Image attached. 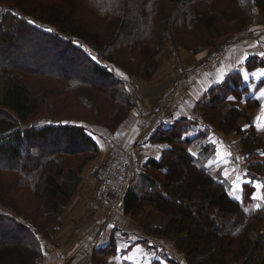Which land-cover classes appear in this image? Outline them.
<instances>
[{
    "label": "trees",
    "instance_id": "16d2710c",
    "mask_svg": "<svg viewBox=\"0 0 264 264\" xmlns=\"http://www.w3.org/2000/svg\"><path fill=\"white\" fill-rule=\"evenodd\" d=\"M54 1L0 0V37L13 30L22 41L38 35L66 46L72 56L88 64L92 77L87 80L72 74L49 73L42 59L50 51L47 47L37 45L26 55L14 54L12 43L0 38V174L4 177L0 181V206L15 213L9 217L0 208V264L42 262L47 244L63 223L62 210L81 184L86 165L100 152L86 124L113 135L136 104L135 78H152L158 67L157 56L166 44L173 52L181 47L193 53L216 47L217 39L225 35L216 23L222 24L225 5L232 6L237 15L230 25L234 30L228 31V40L251 26L255 11L264 22V0H89L91 10L87 14L101 25L94 30L81 22L74 23L78 18ZM195 26L201 31L209 28L208 43L188 48L175 42L177 28L189 33ZM182 35L185 38V33ZM256 61L250 58L248 68L259 66ZM47 77L56 80V86L68 87L60 92L69 91L81 99L92 94L112 100L106 113L98 114L94 109L95 117L107 116L109 125L90 123L85 118L60 120L54 125L42 122L53 115L42 120L34 117L41 107L48 109L49 105L46 95L42 103L35 102L28 86L44 79L41 84L45 92H50L51 100L55 90L49 87L52 84ZM228 86L229 82L212 89L199 105L207 115L214 113V117L210 116L211 126L237 132L241 137L243 157L248 162V182L243 186L241 200L229 195L227 183L216 180L195 163L188 151L189 140L182 139L194 124L187 119L155 136L168 141L171 148L163 151L158 161H147L141 173L135 175L140 184L134 179L124 195V213L137 212L149 204L165 213L170 224L173 221V234L177 235L173 247L178 256L172 260L174 264H264V253L257 255L264 243V201H260L259 209H250L255 190L264 195V189L258 187L264 184V156L261 162L257 159L259 152H264V132L257 136L242 131L237 125L241 111L232 109L222 114L221 105L231 93ZM15 192L27 193L34 207L8 201ZM177 194L187 197L188 202L176 203ZM189 227L196 231L194 236ZM168 229L170 226L161 232ZM197 237L202 238L200 246L196 244ZM111 249L103 245L95 253L104 256ZM98 254H94L93 261Z\"/></svg>",
    "mask_w": 264,
    "mask_h": 264
},
{
    "label": "crops",
    "instance_id": "0c3cea01",
    "mask_svg": "<svg viewBox=\"0 0 264 264\" xmlns=\"http://www.w3.org/2000/svg\"><path fill=\"white\" fill-rule=\"evenodd\" d=\"M221 46H225V50L219 66L188 79L182 90L174 86L186 69L197 65L208 53ZM261 52H264V22L260 19L234 38L228 40L222 37L216 47L199 53L182 47L173 52L166 44L157 56L158 67L152 78L147 81L135 78L136 104L129 117L113 135L101 133L102 137L122 143L128 152L132 172L137 169V176L147 161H158L163 151L171 148L168 141L157 139V134L172 128L182 119L193 121L182 139L189 140L188 151L195 153L192 154L195 163L205 170L207 164L206 171L216 180L227 183L231 189L234 190L235 186V190L243 189L248 182V162L243 157L240 135L211 126L214 113L210 117L199 104L212 89L229 82L231 93L221 105L222 114L232 109L241 111L242 115L237 119L239 128L262 136L264 131L257 126L264 123V98L260 97V91L264 90V57ZM250 58H255L259 66L249 69L247 62ZM221 69L226 76L223 82L217 83ZM245 73L247 80L244 79ZM258 117H261L260 121ZM98 144V160H106L109 143L103 139ZM229 152L231 155H227ZM261 153L257 155L260 162L263 160ZM97 161L88 166L81 184L65 205L63 225L53 241L48 243V250L40 264H174L172 260L176 257V249L173 247L174 238L169 236L172 232H161L169 224L165 213L149 204L137 212L124 213V196L116 202L114 211L94 201L99 187L96 177L99 178V175L97 173L94 177L91 167H95ZM97 168L99 172V166L95 170ZM112 212L117 213L112 216ZM103 245L112 246L111 251L108 254L104 252V256L95 253ZM94 254H98L96 261H93Z\"/></svg>",
    "mask_w": 264,
    "mask_h": 264
},
{
    "label": "rangeland",
    "instance_id": "374dc122",
    "mask_svg": "<svg viewBox=\"0 0 264 264\" xmlns=\"http://www.w3.org/2000/svg\"><path fill=\"white\" fill-rule=\"evenodd\" d=\"M88 1L89 0H66V1L65 0H55L53 3L60 6V7H63V9H65L63 11L70 12L75 17H77L78 20L76 22L74 21V23L77 24V23L81 22L82 24L88 25L89 28L91 27L92 29L96 30V29H99V27L101 25H100V22L97 21V19L91 18L87 14L88 9L91 10V8H90L91 4ZM73 6H74V9H73ZM222 8H223V10H222L221 15H223V16H222V19L220 20L222 22V24L219 23V21H217L216 23L219 24L218 25V26H220L219 29H222L221 31H223L225 33V35H223L222 37H225V36L227 37V36H229V33H230L228 31L234 30V28H232V26H230V25H233L235 23L234 18L237 15L234 13L235 9L232 6L225 5ZM104 12H105V15H108L107 10H105ZM253 16L254 17H253L252 23L257 19L263 20V18L260 15H258V13L256 11L254 12ZM208 29L206 27L203 31H201L195 26V28L193 30L190 29L189 33H186V32H184L183 28L182 29L177 28L176 29V35L178 37V40H176L175 42L178 44H181L184 47H188V48L195 47L196 45L197 46L198 45H204L210 41V37H208L210 34V31H208ZM173 33H175V32H173ZM184 33L186 35V36L184 35L185 38L182 35ZM3 34L4 35L1 34V37H0L1 41L4 43H6V41H10L12 43V46H13V50L11 52L14 54L18 53V54H25L26 55V54L30 53V50L32 49V47L37 46V45H43V46L47 47V50H50V51L47 52V54L44 55L42 57V59H43V62L46 64L47 69H49V71H48L49 73H53V71H54V73L59 72V73H62V74L68 75V76L70 74H72L73 76L78 77V78L91 80L92 77L89 76L90 70L88 69V66H87L88 64L87 63L84 64L82 60H80L79 58H77L75 56H72L71 51H69V49L66 46H65V48H63L61 45H56V44L51 43V41H45L42 37H40L38 35H36V36L30 35V36H28V38L25 41H22L21 39L18 38V35H16L13 32V30H7ZM219 39H217V40H219ZM32 55L37 56L36 54H32ZM197 64H199V63H197ZM102 65L105 66L104 63H102ZM30 66L37 68V66L35 64H31ZM185 71H187V69ZM43 80L41 79V83ZM46 80H47V82H50L52 84V86H49V87L53 88L55 90L54 94L52 95L51 100H49L50 92H45L46 88H45V86H42V84L40 82L32 81V83H30V85L28 86L30 89L31 97L35 102H37L39 104L42 103V98L46 95L47 96L46 102L49 105L48 109H46L45 107H41L39 109V111L37 112L36 116H34V117L41 118V120H42V119H47L46 117H51L53 115V117H55V118L52 117V118H49L47 121H42V122H45L47 124H54V125H56L60 120H76V119H80V118H85L86 120L90 121V123H92L94 121V122H99L101 124L109 125V121L107 120V116L102 117L101 115H99L98 117H95L94 109L95 108L97 109L98 114H104L107 112V110L109 108L108 102L110 103V102H112V100H105L104 98H95L92 94H85V98L81 99V98L77 97L76 95L71 94L69 91L66 93L60 92V89L64 90L68 87L67 86H61V85L56 86L57 85L56 80L50 79L48 77ZM33 84H37L38 86H33ZM99 84H100V82H99ZM42 92H43V95L40 96L42 94ZM56 93H59V95H56ZM53 98L55 100H53ZM60 101H62L61 104L59 103ZM86 128H87L88 134L93 135V137L96 141L101 142L104 139L109 143V147L107 149V151L109 152L111 149V146L114 143L111 141L112 138L108 139L107 136L102 137L101 133H105V132L102 131L101 128L94 127V125L86 124ZM98 158H99V156H97L95 159L91 160L86 165V167L84 169V173L89 168L88 166L89 165L93 166L92 165L93 162H96L98 160ZM205 158H207V156ZM106 160H103V161L98 160L97 161L96 166H99V165L101 166L99 171L104 166L103 164H105ZM96 166L91 167V172L93 173L94 177L97 176V173L99 175L98 168L95 170ZM204 167L206 168V170H208L207 164ZM209 171H210V169H209ZM136 173H137V169H136V172L134 171V173L132 175L129 186L132 183V181L134 179H136L135 178ZM6 176H9V175H6ZM1 177H0V181H4L3 175H1ZM153 177L156 179V181H158L160 184H162L163 181L160 180V177H158L156 175H154ZM96 181H98L100 184V177L99 178L96 177ZM98 188H97V192H96V196H95L94 201H99L98 200ZM235 188H236V186L234 187V190L231 188L230 189L227 188L229 195L236 200H241L242 189L235 190ZM259 191H260L259 189H256L255 192L253 193V196L254 195L260 196ZM10 196H11V198H9L8 201L9 200L15 201L18 205H24V206L27 205L31 209L35 205L34 204L35 202L31 199V197L27 193L23 194L20 192H15ZM175 198H176V200H175L176 203H178L179 200L181 202H184V203L188 202V198L184 197L182 194H177ZM119 200L120 199L116 200L115 202H118ZM257 203H260V201L253 200L250 209L256 208ZM115 204L116 203H113L110 207L108 206V209L112 210L113 207L115 206ZM101 205H102V203H101ZM96 206L98 207L99 205L96 204ZM0 208L5 214L9 215V217H12V215L13 216L15 215L14 211H12L10 209H7V208L1 207V206H0ZM64 210H65V207L62 210L63 211L62 212L63 222H64V217H63ZM112 211H114V210H112ZM136 211H139V209H137ZM96 212H99V211H97V209H96ZM112 213H113L112 216H114L117 212L116 213L112 212ZM167 218L169 219L168 216H167ZM169 222H170V220H169ZM4 224L6 225V222ZM7 224H9V223H7ZM62 225H63V223H62ZM168 226H170V229H168V232L169 233L172 232L169 236L177 239V235L173 234V227H174L173 221ZM189 230H190V233L192 234V236H194V233L196 231L190 227H189ZM185 234H186V232H184V235ZM203 237L206 238L205 235ZM197 240L198 241L196 242V244L200 246L201 245L200 240H202V238L197 237ZM193 246H195V244ZM47 250H48V244H47ZM263 250H264V243L260 245L259 251L257 252V255L263 254L264 253Z\"/></svg>",
    "mask_w": 264,
    "mask_h": 264
},
{
    "label": "built area",
    "instance_id": "2783aa9c",
    "mask_svg": "<svg viewBox=\"0 0 264 264\" xmlns=\"http://www.w3.org/2000/svg\"><path fill=\"white\" fill-rule=\"evenodd\" d=\"M224 47L221 46L217 50L210 52L202 62L184 71L174 86L182 90L188 79L219 66L224 55ZM132 175L133 172L128 153L122 147L121 142L113 143L108 158L99 174L98 200L100 204L102 203L110 207L113 203H116V200L122 199L128 190Z\"/></svg>",
    "mask_w": 264,
    "mask_h": 264
},
{
    "label": "snow or ice",
    "instance_id": "6c2138e0",
    "mask_svg": "<svg viewBox=\"0 0 264 264\" xmlns=\"http://www.w3.org/2000/svg\"><path fill=\"white\" fill-rule=\"evenodd\" d=\"M30 23H31V21H30ZM48 31H51V29H48ZM260 55H261L262 57H264V52H261ZM246 58H247V57L245 56V59H246ZM92 59H93V60H96L97 58H96L95 56H92ZM121 75H122V74H121ZM253 75H255V74L253 73ZM225 76H226L225 71H224L223 69L219 70V77H218L217 83H221V82H223ZM244 79H245V80L248 79V75H247V73L244 74ZM260 97H261V98H264V90H261V91H260ZM229 99L232 100V99H234V97H229ZM260 119H261V117H258V118H257L258 121H260ZM257 126H258V128H259L261 131H264V123H258ZM213 143L215 144V141H213ZM192 154L195 155V153H192ZM227 155H231V153L229 152V153H227ZM261 155L264 156V152H262ZM258 187L264 189V184L259 185ZM252 199H253V200H258V201H264V195H260V196H255V195H254V196L252 197ZM260 207H261V204H260V203H257V204H256V208L259 209ZM126 259H127V257H126Z\"/></svg>",
    "mask_w": 264,
    "mask_h": 264
}]
</instances>
